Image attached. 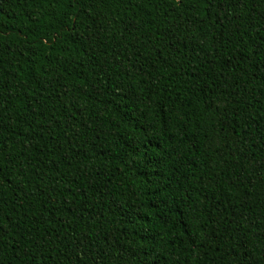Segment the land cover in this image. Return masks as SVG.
I'll return each mask as SVG.
<instances>
[{
  "label": "trees",
  "instance_id": "16d2710c",
  "mask_svg": "<svg viewBox=\"0 0 264 264\" xmlns=\"http://www.w3.org/2000/svg\"><path fill=\"white\" fill-rule=\"evenodd\" d=\"M0 264H264V0H0Z\"/></svg>",
  "mask_w": 264,
  "mask_h": 264
}]
</instances>
